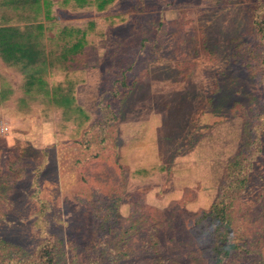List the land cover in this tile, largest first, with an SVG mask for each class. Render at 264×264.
Here are the masks:
<instances>
[{
	"label": "rangeland",
	"instance_id": "374dc122",
	"mask_svg": "<svg viewBox=\"0 0 264 264\" xmlns=\"http://www.w3.org/2000/svg\"><path fill=\"white\" fill-rule=\"evenodd\" d=\"M50 1L37 20L53 64L29 79L0 55V264L56 238L65 264H112L101 243L118 240L131 251L115 264H214L194 215L251 126L236 214L264 256V0Z\"/></svg>",
	"mask_w": 264,
	"mask_h": 264
},
{
	"label": "trees",
	"instance_id": "16d2710c",
	"mask_svg": "<svg viewBox=\"0 0 264 264\" xmlns=\"http://www.w3.org/2000/svg\"><path fill=\"white\" fill-rule=\"evenodd\" d=\"M107 1L113 0H105V2ZM46 2L52 3L50 0H45V2L44 0H0L1 22L6 21L10 23L11 20L18 19L19 17H24V20L30 21L26 23L24 30L22 27L15 24L0 23L1 57L9 63H15L18 62V60H25L23 72H30V74H28L29 79L35 78L36 74L39 73L43 67H47V63L49 65L53 64L49 59L50 56H45L43 59L41 57V51L43 53V48L45 46L42 42L44 26L37 20V18L45 12ZM254 31L256 34L264 32V25L259 28L258 26H254ZM85 36L84 32V34L76 38V41L70 45V51L62 56V59H65L67 55L76 53L83 48ZM55 42L59 45L57 39ZM258 57L262 58V56ZM47 59L50 61H47ZM6 96L7 92L0 88V102L3 101ZM246 132L247 136L250 137L247 141L248 144L243 148H240L238 154L239 157L237 156L238 158L230 163L227 170H225L223 184L220 186L218 194L211 207L207 210H202L199 215L197 214L198 216L194 215L197 223L205 222L207 228L210 227L209 234L212 244L211 252L215 261L214 264H233L234 262L235 264H254L255 259L256 264L264 263L262 250L256 249V247L251 248L254 244V238L256 237L257 232L250 234L245 230V227L241 228L236 214L237 210H239L237 203L241 200L242 191L250 180V173H245L243 170H248L249 166L253 165V160H248V155L250 150L254 153L253 145L257 141V135L255 134L253 126L249 127ZM41 166L42 165H40L39 168ZM113 209L114 211L116 209L114 204H112L111 207V210ZM261 222L263 224L264 220ZM103 225L105 228H110L111 226L105 224V222ZM190 225L191 223L189 226ZM101 228L103 230V227ZM241 229H244L243 235L247 236V239L244 238L245 236H240ZM129 230L130 229H127L126 233H124L125 236L129 234ZM189 231L188 234H184L186 237L190 236ZM260 241L264 242V237L260 238ZM1 242L5 244V246L12 245L5 240H1ZM58 242V238L53 241H49L48 239L43 242L36 251L24 250V254H20V258L25 263L27 262V264H58L59 262L65 264L66 259L64 257L67 254V250L64 251V249L58 245ZM119 242V240L114 242L115 244L111 249L104 247L105 244L101 243L98 259L102 258V261H104L107 258H104V256L108 255L112 264H115L119 257L129 256L131 247L125 245L119 246ZM176 242L178 243V240ZM256 244L258 247L261 246L259 241H257ZM92 247L95 249L90 251L88 255L97 256L99 251L97 245L92 244ZM115 251L118 254H114L113 252ZM72 255L73 254L70 255L71 258ZM73 261L72 258V262Z\"/></svg>",
	"mask_w": 264,
	"mask_h": 264
}]
</instances>
